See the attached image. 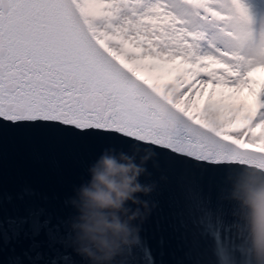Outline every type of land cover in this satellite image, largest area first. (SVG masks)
<instances>
[{
    "label": "snow or ice",
    "instance_id": "6c2138e0",
    "mask_svg": "<svg viewBox=\"0 0 264 264\" xmlns=\"http://www.w3.org/2000/svg\"><path fill=\"white\" fill-rule=\"evenodd\" d=\"M2 124L114 137L126 164L104 152L72 202L84 215L54 223L30 183L10 176L6 192L0 144V264H157L131 225L137 247L103 260L92 241L112 246L102 234L114 211L85 195L111 184L139 203L150 189L132 160L157 153L228 180L230 211L202 217L213 258L196 264H258L249 200L264 186V0H0Z\"/></svg>",
    "mask_w": 264,
    "mask_h": 264
},
{
    "label": "water",
    "instance_id": "95a60500",
    "mask_svg": "<svg viewBox=\"0 0 264 264\" xmlns=\"http://www.w3.org/2000/svg\"><path fill=\"white\" fill-rule=\"evenodd\" d=\"M0 144L6 192L10 176L30 183L37 190V203L53 215L54 223L55 218L67 219L74 212L84 215L83 206L79 203L74 206L72 202L83 195L85 181L91 187L94 179L91 169L104 152L126 164L121 159V142L97 133L80 135L45 125L17 128L2 124ZM123 155L132 156L128 151ZM132 162L146 170L137 181L150 190L137 193L139 203H127L128 215L137 214L130 225L136 236L150 246L157 264L211 260L212 239L205 233L202 217L205 211H230L222 191L228 180L221 181L220 175L175 164L164 153L146 161L137 155ZM108 168L114 170L112 165ZM104 198V194L97 196L100 202ZM8 211L6 203L5 215ZM251 211L253 230L259 235L264 222L252 208ZM129 246L137 247L135 243Z\"/></svg>",
    "mask_w": 264,
    "mask_h": 264
},
{
    "label": "clouds",
    "instance_id": "9594fccd",
    "mask_svg": "<svg viewBox=\"0 0 264 264\" xmlns=\"http://www.w3.org/2000/svg\"><path fill=\"white\" fill-rule=\"evenodd\" d=\"M101 183L105 181L101 180ZM109 188L110 194L105 196L103 202L97 200L98 195L92 193H86L88 199H95L98 203L107 205L113 208L114 219H109L105 222L106 232L102 234L107 236L111 234V247L108 239L98 238L94 239L92 242L99 246L101 252L103 253L102 259L105 261L110 260L116 252L122 246H129L134 243L131 239L132 229L129 227L130 222L136 219L137 214L133 213L128 215V209L125 207L129 202L130 196L124 190H117L111 184L107 185ZM140 187L136 188V192L141 191ZM135 195V192L132 193ZM133 203L137 201L132 199ZM250 207L254 210L255 213H258L262 222H264V186H261L258 190L254 191L249 200ZM126 216L127 219L124 220L122 217ZM85 224H88V220L85 219ZM88 234H91L90 229L85 227L82 229ZM254 245H255V255L258 261V264H264V230L258 235L257 232L254 233ZM93 259H95L93 257Z\"/></svg>",
    "mask_w": 264,
    "mask_h": 264
},
{
    "label": "rangeland",
    "instance_id": "374dc122",
    "mask_svg": "<svg viewBox=\"0 0 264 264\" xmlns=\"http://www.w3.org/2000/svg\"><path fill=\"white\" fill-rule=\"evenodd\" d=\"M252 97L249 95V93L247 91H245L244 93L241 94L240 96V100L241 102H246L248 104L252 103Z\"/></svg>",
    "mask_w": 264,
    "mask_h": 264
}]
</instances>
